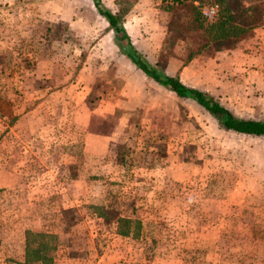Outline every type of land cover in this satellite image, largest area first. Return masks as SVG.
Listing matches in <instances>:
<instances>
[{
    "label": "rangeland",
    "instance_id": "rangeland-1",
    "mask_svg": "<svg viewBox=\"0 0 264 264\" xmlns=\"http://www.w3.org/2000/svg\"><path fill=\"white\" fill-rule=\"evenodd\" d=\"M97 15L90 0H0V258L18 256L28 226L56 246V264H264V138L226 132L193 100L167 91L149 87L136 101L108 64L111 32ZM175 15L181 23L173 29L183 22ZM86 62L93 71L81 74ZM87 74L96 76L91 90L82 85ZM262 74L209 69L197 89L213 87L235 116L263 120ZM68 82L76 92L70 104L68 93L58 103L49 98ZM80 103L93 111L89 130L99 135L111 134L128 109L130 170L174 161L167 176L122 179L110 157L84 166ZM113 153L120 157V139ZM214 201L232 213H214ZM120 218L131 219L128 237L117 233Z\"/></svg>",
    "mask_w": 264,
    "mask_h": 264
},
{
    "label": "crops",
    "instance_id": "crops-1",
    "mask_svg": "<svg viewBox=\"0 0 264 264\" xmlns=\"http://www.w3.org/2000/svg\"><path fill=\"white\" fill-rule=\"evenodd\" d=\"M171 1L172 0H101L102 4L108 10H110L114 15L118 17L120 21V25L123 27L124 31L129 37L131 45L134 47V49L152 65H157L159 54L162 49L163 42L166 39L168 30L173 29L176 25L178 26V23L179 24L181 23V19L180 22H177L179 21V16L175 14L179 13V11L180 14L181 12L183 14L184 11H182V9L184 10V8L182 5H174L173 8L170 9L169 7L171 6L170 5ZM119 10H120V15L118 14ZM175 11H177V13H175ZM97 16L102 18L99 14ZM102 19L105 22H107L104 18ZM107 27L109 28L108 23H107ZM109 31L111 33L113 32V30L111 29ZM111 33L110 34L108 33V36H110L111 39L110 51H112L115 54V58H114V63H108V64L114 66L116 73L115 77L123 81L124 90L133 89L134 91H136V93H138L135 96L136 101L139 98V96L141 97L145 96L147 89L149 87L154 88L159 92L167 91L171 94H174L168 91L166 88L161 87L156 83H153L150 79H148V77H146V75L141 70H139L138 67L122 52V49L118 46L114 32L113 35H111ZM253 33H254L253 38L250 40V42L246 44V46L243 49L234 50L231 53L230 57L226 59L214 58L210 61V65H208L207 63L205 64L199 63L197 62V60L196 61L193 60L188 64H184L180 59L172 57L166 61V64L164 66V69H162V71L170 77L177 76L184 85L196 89L198 87L200 88V85H202L200 79L201 74L204 75L205 70H209V69H211L212 71L214 68H218L220 70L240 69L241 71H244L246 73L250 71H258V72L261 71L262 74V71H264V24L256 27ZM114 40L117 44H115ZM93 68L94 66H91V64L86 62L85 64H83V67L81 68V74H83L84 71H90V70L93 71ZM102 70H104V68ZM87 75L89 76V74ZM262 75H264V73ZM244 80L246 79L244 78ZM95 81H96L95 75L89 76L88 79L86 77V81L82 82V85H84L83 88H87L88 90L89 89L91 90ZM246 83L248 84L247 81ZM220 85H222L221 81L218 82L216 80V86H220ZM74 86L75 85H73L72 83L69 82L65 83L61 87H58V89H54L49 94V98H53L56 101V103H58L59 100L57 98L64 96L66 93H68V96H66L65 99H68L67 103L70 104V101L71 100L73 101V99L76 96V92L74 91L75 89ZM211 88L212 89L210 88L204 89V91L208 92L211 95V93L215 92L214 90L215 88L213 87ZM71 94H73V96H71ZM129 101L130 100H128V102ZM102 102H107V101L103 99ZM86 108L87 106L85 104L83 106V104L80 103L78 110L81 112V114L79 111H76L75 118L81 119L82 117V119H84L83 120L84 122L82 121L83 124L82 129L84 130L83 133L85 134V140L83 141L82 144H80V149L82 150L84 161L81 163H83L84 166H89V164L92 163L93 160H95L96 163L97 162L99 163V161L103 162L104 159L110 157L111 148L115 146V143L117 142L118 139H120V145L126 146L124 139L126 137V134L132 132L131 131L132 127H130L129 125L130 119L128 118L130 111H127L128 109H126L122 111L121 116L119 118L120 125L116 126V129L111 134L108 135L96 134L89 130L90 117L93 111L90 110L87 111ZM115 108L116 107L113 106L111 111L107 110V114H111L115 110ZM111 161H112L111 164L114 163L115 165H118L120 163V177L122 179H124L125 175L127 176L129 175L131 177L132 176L131 172H136L134 173L135 174L134 176H138L135 179L136 181H142L148 183L149 181H152L153 180L152 178H154L158 173L160 176L163 177L167 176L168 174L166 167L163 168L157 164H154L151 167L142 166L143 168L130 170V168L129 169L124 168L126 164H124V162H122L121 160L120 162H116L113 160ZM69 163L75 164L76 160L74 159L73 161H69ZM170 165L171 167L173 166V164ZM180 166L181 168L183 167L189 168L187 166L190 165L182 163L180 164ZM84 172L88 173L89 175L93 174V171H89L87 169L84 170ZM168 176H170V174ZM78 179L79 181H84V182L90 181V177H86V176H79ZM250 194L252 195L255 193H253V191L250 189ZM150 196L154 197V194L150 192ZM172 197L173 196H170V199ZM231 210L233 209L230 206L227 212H222L220 210V202L214 201V207L212 209L214 213L229 216V214L232 213ZM259 210H261V208L251 206L249 212L256 213ZM27 231H30V227L28 226L24 227L23 248L20 251V253H18V256L16 258H14L13 256L11 257L6 256L4 258H0V261L3 262L6 260L16 263L18 262V264H24L25 235ZM219 251L220 249H218V252ZM235 252L236 251L232 249H229V251L227 252L229 257H233V261L237 260L235 257L236 255ZM54 264H56L55 258H54Z\"/></svg>",
    "mask_w": 264,
    "mask_h": 264
},
{
    "label": "trees",
    "instance_id": "trees-1",
    "mask_svg": "<svg viewBox=\"0 0 264 264\" xmlns=\"http://www.w3.org/2000/svg\"><path fill=\"white\" fill-rule=\"evenodd\" d=\"M90 1L96 12L113 30L122 52L153 83L166 88L179 99L193 100L206 113L217 119L226 132L264 138V119L237 117L208 92L184 85L177 76L170 77L159 67L161 60L167 61L172 57L180 59L184 64L193 60L208 64L214 58L225 59L230 57L234 50L243 49L253 38L254 29L264 24V0H172L170 9L174 5L183 6V22L179 28L168 30L157 65L150 64L134 49L118 17L108 10L101 0ZM206 5L218 6V17L213 22H207L201 14V9ZM161 138L166 146L169 139L162 136ZM179 140L181 142L182 138ZM124 149L125 146L120 145L119 157L113 153L112 147L110 159L116 162L121 160L126 164L124 168L129 169V158L126 157ZM147 156L146 159L149 160L151 152ZM165 160L167 162L170 158ZM173 163L174 161H169V165ZM139 165L151 167L152 162L144 161ZM169 165L164 163V167ZM118 224L117 233L125 237L130 236L131 219L120 218ZM55 251L56 246L48 242L45 233L26 232L24 264H54Z\"/></svg>",
    "mask_w": 264,
    "mask_h": 264
},
{
    "label": "built area",
    "instance_id": "built-area-1",
    "mask_svg": "<svg viewBox=\"0 0 264 264\" xmlns=\"http://www.w3.org/2000/svg\"><path fill=\"white\" fill-rule=\"evenodd\" d=\"M217 5H206L201 9V14L207 22H213L218 17Z\"/></svg>",
    "mask_w": 264,
    "mask_h": 264
}]
</instances>
